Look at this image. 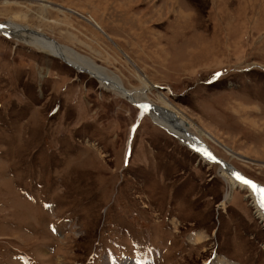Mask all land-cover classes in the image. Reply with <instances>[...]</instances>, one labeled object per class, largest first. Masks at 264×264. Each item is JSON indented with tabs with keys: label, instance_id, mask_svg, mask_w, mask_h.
<instances>
[{
	"label": "rangeland",
	"instance_id": "374dc122",
	"mask_svg": "<svg viewBox=\"0 0 264 264\" xmlns=\"http://www.w3.org/2000/svg\"><path fill=\"white\" fill-rule=\"evenodd\" d=\"M7 1L0 24L40 30L129 89L144 74L264 185V0ZM23 42L0 35V264H264V219L219 162L146 112L130 141L140 107Z\"/></svg>",
	"mask_w": 264,
	"mask_h": 264
},
{
	"label": "bare ground",
	"instance_id": "6f19581e",
	"mask_svg": "<svg viewBox=\"0 0 264 264\" xmlns=\"http://www.w3.org/2000/svg\"><path fill=\"white\" fill-rule=\"evenodd\" d=\"M5 1V3H10V1ZM43 4L47 7H51V4L48 1L43 2ZM22 16L24 15H21V17ZM15 17L20 16L17 14ZM5 33L17 38L20 41H25L23 42L25 44L26 42L29 43L38 50L62 59L65 63L80 72H86L96 79L99 78V82L104 87L113 89L117 94L140 107L142 114L145 112L148 113L155 124L167 130L170 134H175V137L194 151V153L198 154L203 160L210 163L217 162L218 158L215 157L213 152L210 153L211 158L205 154V151H207V153H209V150L212 151L211 147L205 143V137L207 136L206 138H208L209 136V138L214 139V141H216V137L214 135L212 136V134L203 127H200L201 125H197L199 123H195L196 121L193 122L189 119V117L185 115L181 109H176L167 95L162 93V91H159L156 83H153L152 80L144 74H138L141 85L139 87L129 89L116 74L97 64L94 60L80 54L75 49L60 45L57 41L47 37L46 34L41 33L40 30L37 31L31 27L17 23L14 20H8L7 22L0 24V35ZM151 90H155L157 92V101L150 98L149 93ZM187 131L190 133H187ZM220 143L224 145L222 142ZM220 164L224 169V171L221 170L220 173L230 185V189L239 186L241 189L249 191L252 195L253 203L258 211L257 215L264 219V209L260 207V197L249 186H245L235 179V174L239 173V171L231 168L230 164ZM260 187L262 186L260 185ZM230 196L231 194L227 193L225 200H227ZM200 239V235H197L194 238L195 241ZM222 261L223 264H225L224 260Z\"/></svg>",
	"mask_w": 264,
	"mask_h": 264
},
{
	"label": "snow or ice",
	"instance_id": "6c2138e0",
	"mask_svg": "<svg viewBox=\"0 0 264 264\" xmlns=\"http://www.w3.org/2000/svg\"><path fill=\"white\" fill-rule=\"evenodd\" d=\"M205 154L208 155L211 158V154L207 153L205 151ZM235 179L239 182H241L245 186H249L259 197H260V207L264 209V187H260L257 184H255L253 181L245 178L239 173L235 174Z\"/></svg>",
	"mask_w": 264,
	"mask_h": 264
},
{
	"label": "water",
	"instance_id": "95a60500",
	"mask_svg": "<svg viewBox=\"0 0 264 264\" xmlns=\"http://www.w3.org/2000/svg\"><path fill=\"white\" fill-rule=\"evenodd\" d=\"M187 133H190V132L187 131ZM174 135H175V134H174ZM212 152H213V151L209 150V153H212ZM213 153H214V152H213ZM214 154H215V153H214ZM215 157L218 158V159H217V163H218V161H219L220 163H223L224 165H225V163H226V164H229V163H227L225 160L223 161V159L220 158V157H218L216 154H215ZM215 161H216V160H215ZM231 168H233L234 170H237V169H235V168L232 167V166H231ZM237 171H238V170H237ZM239 173H240V172H239ZM240 174H241V173H240ZM244 177L247 178V179H249V180H251V181H253V182H254L255 184H257V185H259V186L261 185L262 187H264V185L260 184L259 182H256V181H254L253 179H251V178H249V177H247V176H245V175H244Z\"/></svg>",
	"mask_w": 264,
	"mask_h": 264
}]
</instances>
